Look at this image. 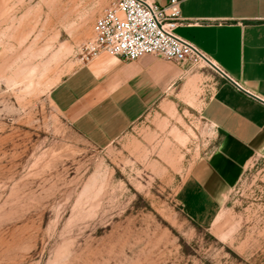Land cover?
Returning a JSON list of instances; mask_svg holds the SVG:
<instances>
[{"label":"rangeland","instance_id":"obj_1","mask_svg":"<svg viewBox=\"0 0 264 264\" xmlns=\"http://www.w3.org/2000/svg\"><path fill=\"white\" fill-rule=\"evenodd\" d=\"M105 1L0 0V264H264V154L210 226L178 202L218 139L201 103L98 147L52 101Z\"/></svg>","mask_w":264,"mask_h":264},{"label":"crops","instance_id":"obj_2","mask_svg":"<svg viewBox=\"0 0 264 264\" xmlns=\"http://www.w3.org/2000/svg\"><path fill=\"white\" fill-rule=\"evenodd\" d=\"M113 1L91 11L94 24ZM169 1L155 0L161 6ZM180 7L177 34L224 73L206 62L153 54L127 60L102 51L77 62L51 89V99L98 147L112 144L149 110L201 103L200 113L218 139L193 162L177 197L189 219L208 227L249 165L264 154V0H182ZM205 90L211 93L202 97Z\"/></svg>","mask_w":264,"mask_h":264},{"label":"built area","instance_id":"obj_3","mask_svg":"<svg viewBox=\"0 0 264 264\" xmlns=\"http://www.w3.org/2000/svg\"><path fill=\"white\" fill-rule=\"evenodd\" d=\"M181 1L170 0L165 6L155 0L113 1L96 20L93 37L80 47V61L88 62L102 51L127 60L153 54L175 62H206L221 71L199 48L177 34Z\"/></svg>","mask_w":264,"mask_h":264}]
</instances>
